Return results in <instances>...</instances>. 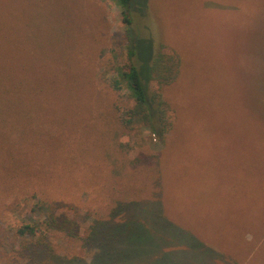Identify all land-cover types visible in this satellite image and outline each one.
I'll list each match as a JSON object with an SVG mask.
<instances>
[{
    "label": "rangeland",
    "instance_id": "rangeland-1",
    "mask_svg": "<svg viewBox=\"0 0 264 264\" xmlns=\"http://www.w3.org/2000/svg\"><path fill=\"white\" fill-rule=\"evenodd\" d=\"M26 7L33 37L29 44L39 45L43 52L37 58L31 53L19 56L32 65L20 70L17 62V68L30 83L36 79L32 71L46 70L39 75L51 78L45 95L51 106L77 108L87 100L85 89L99 95L103 104L109 95L114 98L106 81L126 60L133 39L139 41L146 60L162 45L177 50L182 58L178 82L166 89L176 108L173 144L162 154L160 174L146 163L148 175L132 190L144 192L135 226L152 244L148 240L150 250L140 257L147 259L132 258L128 264H155L160 259L166 264L170 260L165 255L173 247L191 253L209 250L206 239L218 250L212 260L202 257L195 264H264V0H135L132 26L124 23L113 0H28ZM0 19L7 23L6 17ZM20 32L15 29L6 39H15L16 46ZM4 35L2 31V41ZM138 132L137 141L143 146L137 145L132 157L139 151L156 158L148 129ZM97 147L103 150L95 161L114 164L111 146ZM152 171L155 180L148 186ZM67 176L62 186L67 197L61 200L77 210L79 236L85 238L86 210L105 209L109 188H104V177L95 179L88 163ZM99 189L101 200H95L93 192ZM30 193L5 199L0 191V264L33 262L16 236L35 202ZM160 212L166 229L174 233L179 229L197 239L198 245L190 249L171 232L164 233L168 244H159L163 222L156 216ZM80 237L51 238L54 252L75 257L74 264H99L96 256L102 251L94 244L85 245ZM117 247L133 246L119 243Z\"/></svg>",
    "mask_w": 264,
    "mask_h": 264
},
{
    "label": "trees",
    "instance_id": "trees-1",
    "mask_svg": "<svg viewBox=\"0 0 264 264\" xmlns=\"http://www.w3.org/2000/svg\"><path fill=\"white\" fill-rule=\"evenodd\" d=\"M113 1L121 8L124 23L132 26L131 11L135 0ZM27 3L28 0H0V18L6 17L7 21L2 24L0 19V191L5 199L31 192L30 198L35 200L30 214L16 229V236L22 239L23 249L33 260L32 264L77 262L75 257L56 254L51 238L80 237V221L74 212L77 210L62 202L67 197L62 186L63 178H68L67 173L86 168L88 163L95 179L98 177L103 181L104 177V188L109 189H105V209L100 212L86 210L88 217L83 224L89 234L80 238L85 245L94 244L95 249L102 251L95 254L99 264H128L130 259L140 258L150 250L149 238L135 226L144 192L132 190L139 187V182L148 175L144 167L146 163L153 165L160 174L158 168L162 165V154L170 149L171 142L173 144L171 135L175 133L176 108L166 89L178 82L183 68L182 58L177 50L162 45L146 60L142 49H139V41L133 39L127 47L126 60L115 67L112 78L106 81V88L111 90L114 98L109 95L103 104L99 95L91 89L87 93L85 89L87 100L77 108H73L75 105L66 108L57 103L51 106V98L45 97L51 78L39 75L46 70L32 71L36 79L30 83L17 68V62L19 69L32 65L30 59L21 61L19 56L31 53L32 58H37L43 52L39 45L33 47L29 44L33 37ZM18 28L23 32L19 33L21 41H15L14 46L15 39L10 37ZM2 31L5 32L3 41ZM8 42L11 44L9 47L6 46ZM53 94L54 91L51 92ZM62 108L69 113L64 115ZM138 129H148L149 145L158 151L157 159L139 151L132 157L136 146H143L137 141ZM122 135L128 140L123 141ZM97 145L104 149L111 146L114 164L100 165L95 161L96 156L100 160L103 150H97ZM127 169L128 174H125ZM153 171L148 186L155 180ZM106 172L108 174L105 175ZM134 174L136 180L132 178ZM18 180H23V185ZM157 180L156 189L160 187L159 175ZM93 193L95 200H101L102 189ZM160 214L156 218L163 222V231L157 236L158 243L167 245L164 233L171 232L172 236L177 234L174 239L178 236L185 246L193 247L192 240L183 236L179 229L177 233L172 228L166 229L167 223ZM119 215L126 217L121 221ZM119 243L133 247H117ZM189 253L186 248L176 250L173 247L165 255V259L170 260L166 264H188ZM144 259L147 258L139 260ZM163 261L156 260L155 264H165Z\"/></svg>",
    "mask_w": 264,
    "mask_h": 264
},
{
    "label": "crops",
    "instance_id": "crops-1",
    "mask_svg": "<svg viewBox=\"0 0 264 264\" xmlns=\"http://www.w3.org/2000/svg\"><path fill=\"white\" fill-rule=\"evenodd\" d=\"M203 235V234H202ZM183 236H185V235H183ZM185 237H187V238H189L190 240H192V242L194 243V244H197V242H198V240L196 239V241L195 240H193L192 238H190V237H188V236H185ZM204 236H200V238L202 239ZM195 241V242H194ZM180 242H181V240H180ZM199 243V242H198ZM206 246H208L209 247V250L208 249H206V251H199L200 249H196L198 252H190L188 255H189V257L187 258L188 260H187V263L188 264H195V263H197V262H193V259H196V261H198L200 258H202V257H205L206 258V260H212V256H213V253H214V250L215 251H217L218 250V248L217 247H213L214 246V244H212V241L210 240L209 241V239H206ZM198 245V244H197ZM200 245V244H199ZM217 246H219V245H217ZM187 247V246H186ZM190 247H192V246H190ZM189 247V248H190ZM193 249H194V247H192ZM191 249V248H190ZM195 257V258H194Z\"/></svg>",
    "mask_w": 264,
    "mask_h": 264
}]
</instances>
